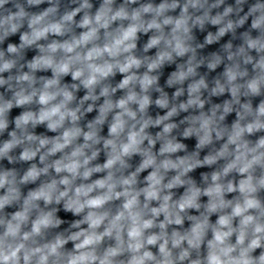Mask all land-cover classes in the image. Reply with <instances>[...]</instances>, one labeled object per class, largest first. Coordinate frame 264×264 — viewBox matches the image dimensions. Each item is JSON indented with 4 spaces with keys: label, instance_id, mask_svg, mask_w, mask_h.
<instances>
[{
    "label": "clouds",
    "instance_id": "clouds-1",
    "mask_svg": "<svg viewBox=\"0 0 264 264\" xmlns=\"http://www.w3.org/2000/svg\"><path fill=\"white\" fill-rule=\"evenodd\" d=\"M0 264H264V0H0Z\"/></svg>",
    "mask_w": 264,
    "mask_h": 264
}]
</instances>
